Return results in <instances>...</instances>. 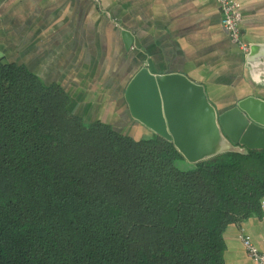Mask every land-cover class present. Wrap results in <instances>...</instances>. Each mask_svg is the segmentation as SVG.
Masks as SVG:
<instances>
[{"label": "trees", "instance_id": "1", "mask_svg": "<svg viewBox=\"0 0 264 264\" xmlns=\"http://www.w3.org/2000/svg\"><path fill=\"white\" fill-rule=\"evenodd\" d=\"M69 104L0 58V264H224L226 228L262 215L264 150L189 165Z\"/></svg>", "mask_w": 264, "mask_h": 264}, {"label": "crops", "instance_id": "2", "mask_svg": "<svg viewBox=\"0 0 264 264\" xmlns=\"http://www.w3.org/2000/svg\"><path fill=\"white\" fill-rule=\"evenodd\" d=\"M237 1L244 43L264 46V0ZM221 19L214 0H101L99 6L91 0H0V58L47 86H60L70 98L69 112L85 122L120 119L134 136H149L124 99L142 68L184 74L204 87L219 112L248 96L264 100V61L249 69L247 54L231 44ZM123 32L132 38L129 47ZM240 233L262 250L264 206L260 217L223 233L224 264H257Z\"/></svg>", "mask_w": 264, "mask_h": 264}, {"label": "water", "instance_id": "3", "mask_svg": "<svg viewBox=\"0 0 264 264\" xmlns=\"http://www.w3.org/2000/svg\"><path fill=\"white\" fill-rule=\"evenodd\" d=\"M127 47L132 38L123 32ZM264 61V46L249 47L248 68ZM124 99L131 118L171 142L189 165L225 153L264 150V100L248 96L219 112L204 87L184 74H153L142 68L130 80Z\"/></svg>", "mask_w": 264, "mask_h": 264}, {"label": "built area", "instance_id": "4", "mask_svg": "<svg viewBox=\"0 0 264 264\" xmlns=\"http://www.w3.org/2000/svg\"><path fill=\"white\" fill-rule=\"evenodd\" d=\"M219 11L222 14L221 26L227 33L231 44L239 49L245 55L249 52V46L244 43L241 31V12L237 0H214ZM96 6H99L101 0H91ZM264 206V203H262ZM247 257L257 264H264V240L262 250H258L250 238L242 233L238 235Z\"/></svg>", "mask_w": 264, "mask_h": 264}, {"label": "rangeland", "instance_id": "5", "mask_svg": "<svg viewBox=\"0 0 264 264\" xmlns=\"http://www.w3.org/2000/svg\"><path fill=\"white\" fill-rule=\"evenodd\" d=\"M101 119H103V116L101 115ZM117 120V119H116ZM108 123H110L112 126H114L115 128H116V130L118 131V132H120V133H122V134H124V135H130V136H132L133 138L134 137H136V138H134V139H139V138H142V137H146V136H138V135H136V136H134V129L130 126V124L129 123H126V122H123V121H121L120 119L116 122L115 121V119H112L110 122H108ZM139 137V138H138Z\"/></svg>", "mask_w": 264, "mask_h": 264}]
</instances>
